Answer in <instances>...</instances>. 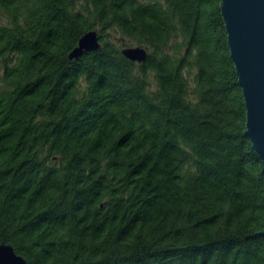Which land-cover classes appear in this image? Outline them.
Masks as SVG:
<instances>
[{"label": "trees", "instance_id": "trees-1", "mask_svg": "<svg viewBox=\"0 0 264 264\" xmlns=\"http://www.w3.org/2000/svg\"><path fill=\"white\" fill-rule=\"evenodd\" d=\"M0 21V243L27 264H264L220 0H0Z\"/></svg>", "mask_w": 264, "mask_h": 264}, {"label": "water", "instance_id": "water-1", "mask_svg": "<svg viewBox=\"0 0 264 264\" xmlns=\"http://www.w3.org/2000/svg\"><path fill=\"white\" fill-rule=\"evenodd\" d=\"M226 42L245 105L246 136L262 161L264 171V0H220ZM101 46L97 30L86 31L69 52L70 59ZM147 48L127 45L122 55L140 63ZM256 234H263L264 230ZM0 264H27L9 244L0 243Z\"/></svg>", "mask_w": 264, "mask_h": 264}, {"label": "rangeland", "instance_id": "rangeland-1", "mask_svg": "<svg viewBox=\"0 0 264 264\" xmlns=\"http://www.w3.org/2000/svg\"><path fill=\"white\" fill-rule=\"evenodd\" d=\"M1 24H2V21H0V25H1ZM125 44H126V45H127V44L130 45L131 43L128 42V41H126ZM131 45H133V44H131Z\"/></svg>", "mask_w": 264, "mask_h": 264}]
</instances>
